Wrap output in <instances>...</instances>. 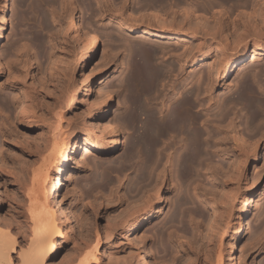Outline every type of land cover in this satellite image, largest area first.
<instances>
[{
    "label": "bare ground",
    "instance_id": "bare-ground-1",
    "mask_svg": "<svg viewBox=\"0 0 264 264\" xmlns=\"http://www.w3.org/2000/svg\"><path fill=\"white\" fill-rule=\"evenodd\" d=\"M18 1L7 0L12 12L9 18L0 15V41L5 40L4 38L8 32V22L12 23L13 18L17 15L15 13ZM118 1H121L119 5L113 3L112 5L109 0H97L98 8L102 14L101 17L110 18V21L120 27L118 34L121 37H118V39L121 38V40H119L120 42L117 40L113 42V45L111 43L107 49L105 48L101 61L98 64L96 63L95 66L93 65L92 68L95 74H101L107 72L116 61H118V64L116 63L117 65L113 71L127 68L128 72H126V69L124 71L127 74L125 82L123 79L119 83L111 81L105 86L107 90H103L104 85H100L99 96L95 100L96 105L99 107L97 113H94L97 117L106 113L111 101L110 88L121 86L128 92V97H124L127 98L126 101L123 99L126 109L124 108L122 115L118 116L120 118L118 122L122 123L121 126L126 127L125 129L122 127V131L128 128H132L129 131L133 130L126 140V148L118 163L108 165V167L102 169V176L110 182H108L110 185L119 178V182L115 181L112 184V186L117 184L115 189L113 188L115 186H110V191L112 192V189H114V194L110 193L116 200L112 201L115 203L118 201L119 203L117 211L115 210L117 217L114 215L113 223L108 222L105 236L112 231L118 234L122 233L123 239L130 244L134 238L139 239L138 242L141 245H136L134 255L129 251L130 256H126L123 264H140L142 261L147 263L142 256V252L149 259L150 264H225L224 253L228 258L227 264H237L234 257L236 252L240 261L239 264H246V260L250 258V264H256V255L264 253V191L255 200L252 195L250 197L247 194L242 195L240 190L243 180L247 179L245 173L248 161L257 157L258 148L264 143V99L257 96V93L261 90L256 91L260 81L259 84L257 83L258 87L257 85L254 87L257 80L261 78L257 72L263 73L264 71H262L264 69L262 65L264 64L257 63V60L262 56L261 51H264V42L261 41L264 38L261 39L262 34L260 32L264 29V1L252 0L251 5L252 1L245 0L246 3L243 2V6H241L244 8V5L250 2L249 5L251 6L248 5L249 8L251 7L250 10H243L242 8L241 11L236 12L235 17H232L226 9H220L228 0H199L200 3H195L194 0H175L176 4H179V6L177 5L178 9L172 6L175 4L170 3V0H135L138 9L136 8L135 12L137 14L134 17L130 13V15L124 13V10H127V2L130 0ZM232 1L236 3L237 0ZM241 1H237L238 4ZM62 2L65 6V13L71 11L72 17H78L79 10H81L79 3H73V8L70 6L72 8L70 9L68 0H62ZM84 2L87 3V0H84ZM21 3L23 5L27 4L30 12L39 14L42 21H44L43 17L46 15L49 18L48 13L45 15L46 9L53 14H51V17L56 15V0H22ZM185 4L190 5V7H186ZM214 5L217 6L216 8L219 11L211 12L210 16H206L205 13L210 12ZM218 7L220 8L218 9ZM201 9L206 10L205 13L202 11L205 15L199 12ZM179 15L180 19H178ZM29 18L33 20L34 17ZM59 18L61 17L59 16ZM58 19L56 18L55 21ZM72 19L66 22V27L61 22L65 36L68 35L66 31L68 32V29L73 27ZM46 22L44 27L45 24L47 26ZM35 24L25 27L23 31L29 30L28 32L30 34L32 32L33 37L39 40V33L36 32L37 29L35 30ZM78 25L76 35L82 41V44L84 43V51H81L78 61L82 60L84 63L96 51L99 35L95 28L94 31L92 27V29L89 26L87 28L81 20ZM48 27L46 28L48 29ZM22 35H25L24 38H26L25 33ZM252 35H255L254 37L258 40L255 41L256 39ZM139 36H143L145 40H151L152 45L149 42L142 44L144 41H141L142 43L135 42ZM22 37L17 40L20 42L23 39ZM53 39L54 37L50 38V41ZM249 39L255 40L249 42ZM17 40H9L11 43L8 49L17 48ZM173 40L175 42H172ZM251 43L253 44V50L247 58L246 50H248L247 48ZM50 48L51 53L49 62L46 64V71L45 69L42 70V73L35 71L33 60L30 59V55L27 56L26 54L29 49H26L25 59H22L24 70H22L23 74L21 75H23V78L21 75L20 77L17 75L11 83L9 82V86L14 92L12 101L15 103L16 110H18L17 114L23 117L26 116L27 119L32 115L35 116L36 110L39 109L38 113L41 112L39 116H42V119L40 118L42 122L41 137L34 146L27 147L21 152V155L19 153L16 155L19 160L16 171L17 184L19 189L25 193L26 213L31 223L29 242L26 248L21 247L19 249L21 264H48L54 254L57 253L58 241L60 238L66 237L67 232H65V229L67 223L71 220L70 217L76 216V211L74 212L73 209L74 205L70 203L66 206V202L59 195L67 183L66 174L72 160L77 158L76 153L82 144L86 145L87 151L91 148H100L104 144L99 142V136L96 135L97 133L95 134V128L92 127L95 122L92 124L91 120L86 119L92 126L87 124L85 132L79 134L76 126L71 120L69 121L70 118L66 119V112L72 113L77 104V96L81 88L85 89L84 97L90 94V84L86 83V80L91 76L87 74L81 80L83 86L75 83L76 81L73 80L74 75L71 72H74V70L70 69L72 65L70 67L67 64L70 68L62 65L63 62L66 65L67 61L63 60L65 58L64 56L62 58L63 54L57 55V42H53ZM8 52L11 53V50H8ZM120 52L126 54L127 60L119 56ZM9 55L8 57H11ZM247 60H251V64H248ZM14 61L16 60H13L12 64L15 63ZM204 62H208L207 71L201 66L200 69H196ZM259 65L260 69L258 70L261 72L255 71L256 73L251 75L253 80L249 79L247 76L250 72L248 75L247 72L253 68L257 70L256 67L259 68ZM236 66H238L237 79L233 85L237 89L234 91L235 94L216 98L214 95L215 87L221 79L229 75V71L233 70L234 72ZM73 67L72 69H74ZM188 68L191 71L190 75L188 74L189 76L186 77L184 75ZM43 71L48 75V79L44 77L45 72ZM18 72L20 73V71ZM40 74H43V77ZM14 75L16 74L14 73ZM26 76L31 77L32 85L35 88L38 85L40 91L46 93V89L51 93L49 104L44 107L40 106L41 104L40 107L37 105V99L35 100L32 92L30 93V89L28 91L30 86L27 82L24 83L26 80L23 79ZM103 82L106 83L105 80ZM25 85L29 87L27 88ZM48 92L46 94H49ZM202 95L204 98H208L209 101L207 99L204 101L209 103L203 101L204 104L202 102ZM150 96H152V108L145 105L146 99H151ZM93 101L94 104L95 101ZM206 104H208L207 107ZM212 104H214V107L216 105L215 111L210 108ZM238 104H244L247 109L246 113H248V116L246 115L247 119L244 117L245 121L238 118L244 122L241 121L243 125L237 123V117H232ZM203 109L206 110L207 115H204L206 119L200 113ZM203 112L205 113V111ZM210 112H213L210 115V117H213L211 119H209L210 117L207 118L211 114ZM144 115L145 117L142 119ZM114 123L115 121L108 119L102 130L103 134L108 131L109 144L113 149L119 143L121 131V128L118 130L115 126L117 122L115 125ZM244 124L248 128L246 132H250V130L252 132L250 133L252 135L251 140L246 137L249 136L248 133L245 135L239 132L241 126L244 129L246 128ZM218 156L226 158L224 163L220 160L217 161ZM1 158H3L2 149H0ZM82 158L85 160L84 156ZM129 170H133L135 174L133 173L130 185L127 186L129 195L126 198L122 195L123 192L121 193V178ZM107 173H115L118 176L121 173L123 174L121 177L111 174L113 177H117L112 179L109 175V177L107 176ZM202 175L207 177L206 179L211 184L206 185L203 182H198L191 187V184L196 183V180H206H201ZM96 177L99 178V176ZM103 177L100 175L101 180H103ZM111 195L109 197L105 196V200L110 198ZM71 197L75 199V196ZM252 202L254 203V210H256L254 217L252 216L253 220L248 215ZM235 211L238 212L237 217L240 215L247 216L246 224L248 228L255 231V236L249 238L244 246L241 245L238 251L236 248L246 234L247 229L242 227L240 219H236ZM16 217L14 215L12 219L15 220ZM76 217L80 219L78 218L79 215ZM10 219L11 217L5 216V225L0 224V264H14L12 253L16 249L18 239L15 232H13L14 223H11ZM82 219L79 220V223ZM186 221H188V225L190 224V230L193 231L192 238L185 235L188 228ZM70 225L72 226L71 222ZM144 226L152 231L154 249H150V246L147 245L148 235L139 236L136 234ZM228 231H230L231 238L227 247L221 245L217 251L213 250L214 244L212 243V248L210 246L211 240H216L218 236L221 238ZM144 233L148 234L149 232ZM212 234L218 236L215 235L211 239ZM216 242L214 243L216 244ZM100 244L101 238L97 234L95 240L85 242L76 251L75 256L73 255V258L71 256L70 261H67L68 264L121 263L118 261V257L116 260L112 254L108 255V260L104 263L102 259L104 254L100 252ZM223 244H225V241ZM158 253L160 254L157 255Z\"/></svg>",
    "mask_w": 264,
    "mask_h": 264
},
{
    "label": "rangeland",
    "instance_id": "rangeland-1",
    "mask_svg": "<svg viewBox=\"0 0 264 264\" xmlns=\"http://www.w3.org/2000/svg\"><path fill=\"white\" fill-rule=\"evenodd\" d=\"M21 1L19 0L17 2L18 4L16 6L17 9H16V13H15V15L16 14L17 15L13 18V22L12 23L8 22L9 26H8V32L4 38L5 40L2 39V41H0V63H1V65H0V149H2V156H3V158L0 159V200H1V203H0V218H1L0 221L1 222H0V224L2 226L5 225V220H4L5 216L11 217V219H10L11 223L15 224V225L13 224V230H14L13 232H15L18 240H17V244H16V249L12 253L13 262H14V264H15V262H16V264L17 263L21 264V255L19 254L20 253L19 249L21 247L26 248L27 243L29 242V238L31 237L30 236L31 235V225H30L31 223L28 220V217H27L28 214L26 213L27 212L26 211V197L24 196L25 193L19 189L18 184H17L18 178L16 176V171L18 169L17 165H18L19 160H18V158H16L17 157L16 155L18 153H19V155H21V152H23L27 147L34 146L35 143L39 140V138L41 137L40 136L41 132H42V126H41L42 125V122H41L42 116L41 117L39 116V115H41V112L38 113L40 111L39 109L36 110L37 111L36 114H38L39 118H38V116H36V114H35V116L32 115L33 117L32 116L30 118L27 117V119H26V116L25 117H23L21 115L19 116L17 114L18 110H16L17 108L15 106V103H14V101H12V97L14 96L13 95L14 92L9 85L17 75H19V77H20V75L23 74L22 70H24V68H23V62H22L23 60L22 59H25L26 54H27V56L30 55V59L33 60L32 62L34 63L35 71L36 72L40 71L39 73H42V70H44L46 68V66H47L46 64H48V62H49V57H50L49 55L51 53V48H50L51 44L53 42L54 43L57 42V48H58V49L56 48L57 55L63 54L62 58L65 57L63 60L67 61L66 65H65V62H63V60H61L63 62L62 65L66 66L67 68L69 66L71 67V65H72V67L75 65L73 67L74 69H72V67L71 68L69 67L71 70H74V72L70 70L72 72V74L74 75L73 76L74 82L76 81L75 83H78V85L83 86V81H81V80L83 78H85V76H87V74L91 76V77H89V79L86 80V83L90 84V94L88 96L84 97L85 89L81 88V90L83 92L80 90L78 93L77 104H76L75 108L72 110L74 113L73 112L72 113L66 112L67 117L66 116L65 117H66V119L70 118L69 121L71 120V122L74 124V126H76V129L79 132V134H83V132H85L86 127L88 125L92 126V124L95 122L96 124L94 123L92 126L95 128L94 130L96 132L95 131L94 132H95V134L97 133L96 135L99 136V142L104 143V144H102L100 146V148H97V149H95V148L88 149L90 152L86 150L87 149L85 147L86 145L84 146V144H82L81 148L76 153L77 158L72 160V163H71L70 168H69L70 171L68 170V172L66 174V177L68 178L66 180L67 183L64 185V188L61 190L59 195H60V198L62 197L63 201L66 202V206L69 205L70 203H72L74 205L73 209H74V212L76 211L75 215L76 216L79 215L78 218H80V219L83 218L82 219L83 221L81 220V223H79L80 219H77L76 216H75L76 218L70 217V219H71L70 222H71L72 226L70 225V222L67 223V226H66L67 228L65 229L66 230L65 232H67L66 237L59 239L58 251H57V253L54 254L53 258L49 261L48 264H68L67 261L69 259H71V256L73 258L75 256L74 254H76V251L81 246H83L85 242H89L90 240L91 241L95 240L97 237V234L101 238L100 252L104 254L102 256L103 262L106 263L108 260L107 258L112 254L115 256V257L113 256L114 259H116L118 257L117 258L118 261L123 264L124 263L123 260H125L126 256L127 255H128L127 257L130 256L129 251L131 252V254L134 255L136 252L135 251L136 245L140 246L141 244H139V242H138L139 239L137 237L133 239V241H132L133 244L132 243L130 244L129 242H127L126 240L123 239L124 236L122 233L118 234V233H115L114 231H112L113 233L110 232V234H108L110 237L108 235L105 236V233H106L105 230H107L106 227L109 224L108 222L111 221V223H113L115 216H116L115 210L117 211V209L119 207L118 201L116 203L114 201H112V200H115L112 195L114 194L113 190L117 186V184H116V185H113V186H115V187H113L112 184H114L115 181H118L119 178L117 180H114L112 182V184L110 185L109 184L110 182L106 181L105 180L106 178L104 179V177L102 176V172H103L102 169H103V167L104 168L108 167V165L111 166L114 164L116 165L118 163L119 158L124 153V150L126 148V145H127L126 140H127L128 136L130 135V133H132V131H133V130L129 131V129H132V128H128V129L122 131V129H123L122 127H124V125L121 126L122 123L118 122V121H120V118L118 116L122 115V113L126 109L125 108L126 104H124L125 103L124 101H126L127 98H124V97H128L127 96L128 92H126V90H124V88L121 86H116V87L114 86V88L112 87L114 90L112 88H110L111 93L110 92L109 93L111 94V101H110L108 108H107L108 111H106V113H104L103 115L98 116V117L96 116V113H97V109L99 106L96 105L95 100L99 96L98 90H99L100 85H102V86L104 85V89H103V87H102V89L107 90V87H105V86H107L111 81H115V82L119 83V81H122V79H123V81L126 80L125 79L126 75H127L126 72H128V70H127V68L124 67L121 70L113 71L115 69L116 65L118 64V61H116L117 64L114 62L111 65V67L107 70V72H102L101 74H95L92 70V68L95 66V64L96 63L98 64L101 61L105 48L107 49L111 45V43L113 45V42H116L117 40H118V42H120L119 40H121V38L118 39V37H121L118 34L119 33L118 31H120V27H118L117 24L110 21V18H108V17L104 18L103 16L101 17L102 14L100 13V10L98 8L99 6L97 4V0H87V3L84 2V0H73L72 3H71V0H68L69 8H70V6L73 8V6H72L73 3H77V4L79 3V7L81 10H79L78 17H76V18L71 16V13H70L71 11H69L70 14L68 12L65 13V6H64L62 0H56L57 1V3H56L57 9L56 10L57 11H56V15H54V17H51L53 14L49 13L48 9L45 10V12H46L45 15L47 13L49 14V18L46 17L48 15L45 16L46 19H45V17H43L44 21L46 20L49 22V23H47L45 21L47 23V26H49L47 29L46 24L44 27L45 22L42 21V17L38 14L40 17L39 18L37 14L30 12L28 10L27 4L23 5L21 3ZM109 1H111V4L113 3L115 5H119V2H121L118 0H109ZM134 1L135 0H130L127 2V5H128L127 10H124V13L126 15L131 14V15H133L132 17H134L137 14L135 11H136V8L138 9V5L136 4L137 1L136 2H134ZM200 1L194 0L195 3L196 2L200 3ZM234 1H236V0H234ZM237 1H240V0H237ZM237 1L235 3L233 1L231 2V0H228V1H226L227 4L224 3L223 7L220 6L221 8L218 7V9L219 8L224 9V10L226 9L227 12L230 13L232 17H235V15L239 11L242 10L243 2L246 3L245 0H242L241 2H239V4ZM251 1L252 0H250V2ZM261 1L263 2L264 0H261ZM170 3L175 4L176 6L172 5V4H170V5L174 6L175 9H176V7L178 9L179 4H176L177 2H175V0H170ZM249 3L244 5L245 7L243 8V10H246V9L250 10L251 7L249 8V6L252 5L253 1L250 3L251 5H249ZM185 5H184V7H185ZM9 6L10 5L8 4L7 0H0V10H1L0 15H5L6 17L8 16V18H9L11 16V13H12ZM188 6L190 7V5L187 4L186 7H188ZM214 6H212V9ZM60 7H62V8H60ZM216 7L217 6H215L214 8H216ZM72 8H70V9H72ZM63 9H64V11H63ZM212 9L210 10V12L207 11L208 13L206 12V10H203V9H201V11L199 10V12L201 14L203 12L204 13L206 12L205 13L206 16L207 15L210 16L212 14L211 12L219 11V10H217V8L215 10L213 9V11H212ZM58 15L61 18L58 19V17H59ZM29 17H34V18H33V20H31V18H29ZM8 18H7V20H8ZM47 18H48V20H47ZM53 18H55V19L57 18L58 20L55 21V19H53ZM71 18H73L72 19L73 27L69 28L68 32L66 31V33L68 35L65 36L64 31H63L62 26H61V22H62V25H64V27H66V22L70 21L69 19H71ZM178 19H180V15H179ZM80 20H81V22L83 21V23L86 24V27L87 26H89V28L92 27L93 31L96 29V31L99 35L98 46L96 47V51L94 52V54L92 56H89L84 63L82 60L78 61V59L80 58V55H81V51H84V45H83L84 43L82 44V41L76 35L77 34L76 27L79 26L78 24H79ZM32 22L34 24L36 23L35 24V26H36L35 30L37 29L36 32L39 33V40H37V38L33 37V33L31 32L32 31L31 29H30L31 34L28 32L29 30L23 31L25 29V27L27 28L28 26L29 27L32 26L33 25ZM41 22H42V24H41ZM74 26H75V28H74ZM46 30L49 32H47ZM110 31H111V33H110ZM262 31H264V29H262L260 31L262 34L261 39L264 38V36H263L264 32L262 33ZM52 32L54 33V35ZM24 33L26 34V38H24L25 35H22ZM31 35L33 38L30 37ZM252 36L254 37L255 35H252ZM20 37H22L23 39L20 40V42H19L17 39ZM52 37H54V39H56V40L53 39L52 41H50V38L52 39ZM12 39L18 41V42H16L17 48L14 47L12 49H8L9 44L11 43L9 40H12ZM32 39H33V41H32ZM255 39H253V40L249 39V42H254V40L255 41L258 40V38H255ZM147 40L148 39L145 40V38L143 36H139V38H136L135 42L142 43L144 41V43H142V44L149 42V44L152 45V41L151 40L147 41ZM231 40H233V38H231ZM261 41L264 42V40H261ZM172 42H175V40H173ZM21 44L24 46L23 49H22L23 46ZM28 46H30V47H28ZM7 49L11 50V53H9L10 51L8 52L10 55L7 53V51H8ZM26 49H29V50H27L29 52L25 54V52H27V51H25ZM247 49L248 50H246V54H247V58H248L250 53L253 50V44L252 43L249 44ZM261 53H262L261 58L259 60H257L258 64L259 63L264 64V51L263 52L261 51ZM21 54H23V55L21 56ZM8 55L11 57H8ZM74 55H76V56H74ZM119 56L122 58L124 57L125 59L124 58L123 59L127 60L126 54L124 52H120ZM59 58H61V56H59ZM13 60H16L18 63L16 61H14L15 63L12 64ZM75 60H77V61H75ZM72 61L74 64L72 63ZM250 61L251 60H249V61L247 60V63L251 64ZM69 62H70V64H69ZM207 63L208 62L202 63V65H199L196 69H200V66L205 70L208 69ZM14 65H16V67H14ZM263 66L264 65H262V67ZM10 67H11V69H15V70L12 71L11 69H9ZM237 67L238 66H236V68H235V71H234L235 73L233 72V70L229 71V73H228L229 75L226 77L227 79L226 78L221 79V81L215 87L214 95L216 98L219 99L220 96H221V98H223V97H226V95L228 96V94H230L229 96H232L233 94H235L234 91H236L237 89H236V86H233V85L237 79V77H236ZM256 68H257V70H255V68H253L254 70L252 69L251 71L247 72V75L250 72L249 75L247 76L249 79L253 80V77H251V75H254L256 73L255 71L261 72L260 70H258V69H260V65H259V68L258 67H256ZM36 69H39V70H36ZM125 69H126V72H124ZM17 70L20 71V73ZM263 70L264 69H262V71ZM45 71H46V69H45ZM45 71H43V72H45ZM190 71H191V69L188 68V70L186 71L184 76L188 77L190 75ZM14 73L16 75H14ZM257 74H260L259 77H261V78L258 77L259 80H257L254 87L256 85L258 87V84L260 81L259 87H262V88L256 87L257 90H256V88H255V90L256 91L261 90L262 92L258 91L259 93H257V96L264 99V94L262 95V93L264 92V90H263L264 84H263V86H261L262 83H264V71H263V73L257 72ZM13 75H14V77H13ZM40 75L43 77V74H40ZM45 75H44V77H46V79H48L47 78L48 75L46 74V72H45ZM261 75L263 76V78ZM184 76H183V78H185ZM21 77L23 78V75H21ZM174 78H176V77H174ZM23 80L24 81L26 80L25 82L23 81L24 83L27 82L30 87L32 86L31 87L32 90H31V88L29 86H28L29 87L28 88L27 85H25V87L28 88V91L30 89V93L32 92V94L34 96L32 94L31 95L33 97H35V100L37 99L36 101H37L38 106L41 104L40 106L44 107L50 103L51 93L48 92V90L45 89V91H47L49 93V94H46L47 92L45 93L44 91H40L38 89V85L35 88L32 85V80H31L30 76H26L25 79H23ZM103 80H105L106 83L105 82L102 83ZM262 80H263V82L261 83ZM232 81H233V83H232ZM108 90H109V88H108ZM112 90H113V92H112ZM38 91H39V93H38ZM151 97L152 96H150L149 98H151ZM202 98H203L202 102L205 99H207V101H209L208 98H204L203 95H202ZM40 99H41V101H40ZM123 99H124V101H123ZM93 100L95 101V103H94L95 105L92 103ZM204 102L209 103L206 101H204ZM90 104H91V107H90ZM145 105H146V107L148 106L149 108H152V98L148 99V100L146 99ZM207 105L208 104H206V107H207ZM43 107H41V109H43ZM210 108L212 109V111L213 110L215 111L216 105L214 107V104H212L210 106ZM88 110H89V112H88ZM203 111H205V113ZM94 112H96V113H94ZM202 112H200L201 114H203L202 116L207 115L205 109H203ZM234 112L237 113L238 116H237V114L235 115V113H234V116L232 115V117H234V118L237 117V119H236L237 123H239L240 125H243L244 122L242 120L245 121L247 119V116H248V113H246L247 109L244 106V104H238L237 109ZM212 114H213V112L211 114H209L207 116V118H209L210 115H212ZM242 115H243V117H242ZM144 117H145V115L142 116V119ZM211 118H213V117L211 116L209 119H211ZM238 118L239 119L241 118L242 120H239ZM86 119L91 120L92 124H90V122L87 121ZM108 119L113 120V122L115 121V123L117 122L116 123L117 125L119 123H121L118 126L115 125V123H114V125L118 128V130H119V128H121L120 130L122 131V132L120 131V134H119L120 135L119 143L116 146V148H114V149L109 144L110 137H109V134L107 133L108 131L106 130L107 134L105 133V131H104L105 134L102 133L103 132L102 130L105 127L104 123L107 122ZM204 119H206V117ZM84 122H86V124H84ZM83 124L85 125V127H83L84 126ZM244 126H245V124H244ZM125 128L126 127H124V129ZM246 128L244 129V127L241 126V128L239 130L240 134L247 135V133H248L249 136L247 135L246 137L247 138L252 137V135H250V133H252L251 130L249 129L250 132H246V130H248V128L247 129ZM250 140H251V138H250ZM106 142H107V144H106ZM11 153L13 154V156L15 158L12 156ZM83 156H84L85 160L82 158ZM218 157H217V161L220 160L222 163H224L226 158H224V157L218 158ZM123 173H121L119 176L115 173H111V174L112 175L114 174V176L117 175L118 177H121V175ZM125 173H126L125 174L126 177L123 174L122 176H124V177L121 178V180H122L121 181V193L123 192L122 195L127 198V196L129 195L127 186L130 185L129 184L130 180L133 178V175L135 174V172L133 170H129ZM99 174L101 175V177H103V180H105L104 181L105 184H104L103 180L100 179ZM111 174L107 173V176L109 175L112 179L115 178ZM245 174H246L247 179H245V181L243 180V182L241 184V190H240L241 194L242 195L247 194L249 197L252 195L253 199L257 200L260 193L262 191H264V143H262L259 146L258 152H257V157L255 159L251 158L250 161H248ZM68 176H70V177H68ZM96 176H99V178H97ZM201 177H202L201 180H204L207 178V177H204L203 175ZM99 180H101V181H99ZM208 181L209 180H207V179L204 181L196 180L195 181L196 183L193 182L191 184V187L193 186V184L196 185L198 182H203L206 185H208V183L211 184ZM118 182H116V183H118ZM106 183H108V185H106ZM110 186L114 188V189H112V192L110 191L111 190ZM209 186H211V185H209ZM72 192H74V193H72ZM110 192L112 193V195ZM108 194L111 195V197L105 200L106 197H109ZM106 195H108V196H106ZM71 196H75V199H77V200L75 201L74 197H71ZM109 199L112 201V203ZM107 200H108V203H107ZM251 207H250L248 215H250V219L253 220L254 214L256 213V210H254V203L253 202L251 203ZM236 212L237 211H235L236 219L237 220L240 219V221L242 222V227L244 229H247L246 234L243 236L239 246L236 248L238 251L239 248L241 247V245L244 246V244H246L249 241V238H251L252 236H255V234H254L255 231H254V229L248 228V226L246 224L247 223V219H246L247 216L240 215L237 217L238 212L237 213ZM14 215L17 216L15 220L12 219V217ZM74 219H76V220H74ZM85 220H86V222H85ZM77 221L79 224L77 223ZM187 223H188V221H186V225L188 228L185 231V235H187V237H189V238H192L193 237V235H192L193 231H191L192 229L190 230V228H191V227H189L190 224L188 225ZM144 232H147V233L149 232V233L146 234ZM136 234H138L139 236H143V234L148 235L147 245H148V247L150 246L149 247L150 249H152L154 247V241L152 240V235H151L152 231H151V229L147 228V226L140 228V230H138ZM215 235L218 236L217 234H214V236ZM214 236L212 234V236L210 238L212 239ZM131 238H133V237H131ZM230 238H231L230 231H228L225 235H222L221 238H220V236H218L217 237L218 240L215 237L217 242H216V240L212 239L213 242L211 240L210 246L213 248V246H212V243H213L214 244L213 250L217 251L221 245H222V247H225V246L227 247V244H228V241ZM136 239H137V241H136ZM222 240H223V242L225 241V244H223ZM214 242H216V244ZM159 254L160 253H158L157 255H159ZM235 254H234L235 260H236L237 264H239L240 261L238 260L237 252ZM142 256H143L144 260L147 261V263H143V261H142V262H140V264H150L149 259L145 256V254L143 252H142ZM224 258H225L224 262H225V264H227L228 258H227L226 253H224ZM136 260H138V259H136ZM255 262H256V264H264V253L256 255ZM250 263H251V258L246 260V264H250Z\"/></svg>",
    "mask_w": 264,
    "mask_h": 264
}]
</instances>
